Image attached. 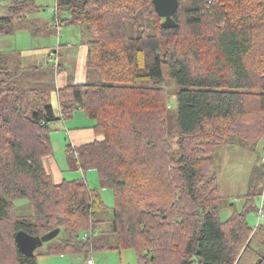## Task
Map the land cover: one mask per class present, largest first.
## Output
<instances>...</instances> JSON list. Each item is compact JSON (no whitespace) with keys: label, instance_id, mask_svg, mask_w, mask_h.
Returning a JSON list of instances; mask_svg holds the SVG:
<instances>
[{"label":"trees","instance_id":"trees-1","mask_svg":"<svg viewBox=\"0 0 264 264\" xmlns=\"http://www.w3.org/2000/svg\"><path fill=\"white\" fill-rule=\"evenodd\" d=\"M179 4L177 27L165 28L153 0H58L56 19L69 11L62 24L92 33L87 66L105 82L60 88L59 113L47 89L22 86L0 51V264H40L19 249L21 230L64 229L50 254L81 253L92 242L82 235L100 226V192L83 179L55 184L44 163L53 153L50 124L78 110L102 139L68 151L113 189L115 248L135 249L144 264H237L249 248L245 212L221 218L212 166L217 146L235 135L255 145L264 138V0ZM39 9L36 0H9L0 36ZM168 80L178 88L177 139ZM18 199L32 202V216L17 214Z\"/></svg>","mask_w":264,"mask_h":264},{"label":"rangeland","instance_id":"rangeland-1","mask_svg":"<svg viewBox=\"0 0 264 264\" xmlns=\"http://www.w3.org/2000/svg\"><path fill=\"white\" fill-rule=\"evenodd\" d=\"M58 0H36L39 10L28 14L25 18L15 22V31L9 35L0 36V51L4 55L7 67L19 75L24 88L47 89L50 103L59 108L58 101V66L62 72L67 73V84L105 83L97 70H89L87 66L88 42L93 39L92 33L83 24H60L62 19L70 17L69 11H60V20L56 19ZM0 18L7 16L9 0H0ZM60 63V64H59ZM16 79V78H15ZM170 105L171 119L168 121L177 139L180 135L177 124L176 84L166 81ZM57 112L59 110H56ZM88 119H90L87 116ZM50 124L53 129L52 136L62 140L68 135L63 127ZM62 131V132H60ZM230 144L217 146L212 169L218 177L220 201L218 206L223 221L229 220L234 213H243L248 224L253 229L250 246L244 251L237 264H258L264 256V211L259 212L263 206L264 196V138L257 143L243 142L238 135L229 140ZM70 144V142H69ZM79 147V146H78ZM67 147H65L66 150ZM175 152L181 153L178 147ZM56 150V149H55ZM63 152L61 151V154ZM57 154V150L55 152ZM66 166L68 170L63 173L67 180L83 179L89 186L100 192L106 208L101 210L96 218L100 222V230L94 234L84 232L82 237L89 234L86 250L81 253L50 254L54 245L63 243L68 234L64 229L50 242L39 247L35 255L40 264H87V258L93 257L95 264H144L140 261L135 249L119 250L116 247L117 238L112 232L113 208L115 196L113 189L101 188L99 174L96 170H82L77 168V155L65 151ZM62 163L61 158H57ZM72 168H70V167ZM75 168V169H73ZM256 190L258 196L250 195ZM16 212L20 216H32L34 213L32 202L27 199L15 201ZM106 239L107 247H101L100 241ZM94 246H96L94 248ZM194 264H200L196 261Z\"/></svg>","mask_w":264,"mask_h":264},{"label":"crops","instance_id":"crops-1","mask_svg":"<svg viewBox=\"0 0 264 264\" xmlns=\"http://www.w3.org/2000/svg\"><path fill=\"white\" fill-rule=\"evenodd\" d=\"M57 19L59 20V18H57ZM60 24H62V23L60 22ZM87 55H88V51H87ZM60 69L61 70H59V68H58L59 73H60L59 79H58V84H59L58 90L60 88L64 87L65 85H67V79H68L67 73L62 72L63 71L62 66ZM18 74H17V77L19 78ZM77 84H82V83L79 82ZM58 90H57V94H58ZM58 96H59V94H58ZM58 101H59V97H58ZM56 110H59L58 113L60 112V105H59V108ZM87 116L88 115L84 111L78 110L72 118H70L68 120L59 119L60 122H57L54 124L56 126L58 125V127H63V129H65L64 132L69 137V141H68L66 139L65 135L59 133L63 137V139L58 140V139H55L56 137H54V135L52 136V134H51L52 143H53V153L51 155L45 157L44 163H45V167H46L47 171L51 174L52 179L55 182V184H61L64 180H67L63 177V173L68 170V166H66L65 151L69 150L70 146L76 148V147L84 145L86 143H90L96 139H102V137L97 136L95 131H94V125H95L94 120L89 116L88 117L90 119H88ZM60 132H62V131H60ZM52 133H53V129H52ZM69 142H70V144H69ZM65 147H67L66 150H65ZM55 149L57 150V154H55V152H56ZM61 151L63 152L62 154H61ZM57 158H61L62 163L60 161H58ZM73 169H75V168H73ZM97 230H100V226ZM92 243L94 245V240ZM107 245L108 244L106 243V239H102V241H100L101 247H107ZM95 247L96 246H94V248ZM87 257L89 258L88 255L86 256V258Z\"/></svg>","mask_w":264,"mask_h":264},{"label":"water","instance_id":"water-1","mask_svg":"<svg viewBox=\"0 0 264 264\" xmlns=\"http://www.w3.org/2000/svg\"><path fill=\"white\" fill-rule=\"evenodd\" d=\"M155 9L160 17L164 18L162 23L165 28H175L178 23L175 15L179 9V0H153ZM61 232V228H56L42 236H33L26 231H18L15 239L19 249L28 256L35 255L36 250L46 242L55 239Z\"/></svg>","mask_w":264,"mask_h":264},{"label":"built area","instance_id":"built-area-1","mask_svg":"<svg viewBox=\"0 0 264 264\" xmlns=\"http://www.w3.org/2000/svg\"><path fill=\"white\" fill-rule=\"evenodd\" d=\"M264 198V197H263ZM264 211V200H263V206L261 207V213ZM88 236H89V234H85L84 235V237H83V239L84 240H87V238H88ZM87 264H95V260H94V258L93 257H89V258H87Z\"/></svg>","mask_w":264,"mask_h":264}]
</instances>
